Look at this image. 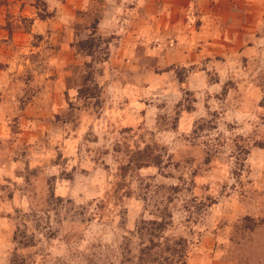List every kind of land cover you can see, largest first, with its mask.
Instances as JSON below:
<instances>
[{
	"label": "rangeland",
	"instance_id": "rangeland-1",
	"mask_svg": "<svg viewBox=\"0 0 264 264\" xmlns=\"http://www.w3.org/2000/svg\"><path fill=\"white\" fill-rule=\"evenodd\" d=\"M0 264H264V0H0Z\"/></svg>",
	"mask_w": 264,
	"mask_h": 264
}]
</instances>
